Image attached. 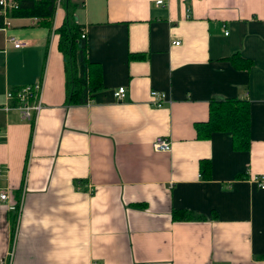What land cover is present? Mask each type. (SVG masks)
<instances>
[{"label": "crops", "instance_id": "obj_1", "mask_svg": "<svg viewBox=\"0 0 264 264\" xmlns=\"http://www.w3.org/2000/svg\"><path fill=\"white\" fill-rule=\"evenodd\" d=\"M76 1L103 84L85 104L67 103L61 5L52 28L0 27V264H264V0ZM35 82L34 120L1 107ZM233 97L249 103L248 148L199 137L211 101Z\"/></svg>", "mask_w": 264, "mask_h": 264}, {"label": "trees", "instance_id": "obj_2", "mask_svg": "<svg viewBox=\"0 0 264 264\" xmlns=\"http://www.w3.org/2000/svg\"><path fill=\"white\" fill-rule=\"evenodd\" d=\"M60 2V4H59ZM65 10L63 23L56 29L59 48L64 55L66 72L67 103L85 104L102 87L101 72L88 58V40L84 24L76 19V0H18V7L10 13L12 17L34 16L43 26L52 28L57 7ZM3 18L0 15V27ZM238 59V54L233 55ZM16 90V89H15ZM199 137L208 138L214 131L229 130L237 148L249 147L250 115L249 103L240 98L212 100L210 118L197 124ZM209 163L203 161V170ZM193 215L186 210H175L174 219H190Z\"/></svg>", "mask_w": 264, "mask_h": 264}, {"label": "built area", "instance_id": "obj_3", "mask_svg": "<svg viewBox=\"0 0 264 264\" xmlns=\"http://www.w3.org/2000/svg\"><path fill=\"white\" fill-rule=\"evenodd\" d=\"M60 1V0H59ZM163 0H158L161 3ZM60 4V2H59ZM18 7V0H0V15L3 18V26L8 27L11 25V11ZM15 47L23 46L25 43L18 39H13ZM177 42L176 44H178ZM41 83L35 82L26 84L16 90H8L6 92V102L1 107L4 109L17 108L21 111L23 116L29 120H34L43 107L42 98L40 95ZM154 102L157 106L162 105V101L167 98L164 92L153 90L151 92ZM126 96V88L121 86L115 91V97L119 100L124 99ZM156 150H170L171 141L166 137H158L153 143ZM254 180L258 183L259 187L264 189V175L254 176ZM0 197L3 201L8 200L9 193L6 190H0ZM9 210L17 211L20 214L22 209V201L10 202L7 205Z\"/></svg>", "mask_w": 264, "mask_h": 264}, {"label": "water", "instance_id": "obj_4", "mask_svg": "<svg viewBox=\"0 0 264 264\" xmlns=\"http://www.w3.org/2000/svg\"><path fill=\"white\" fill-rule=\"evenodd\" d=\"M76 19H78V17L76 16Z\"/></svg>", "mask_w": 264, "mask_h": 264}, {"label": "rangeland", "instance_id": "obj_5", "mask_svg": "<svg viewBox=\"0 0 264 264\" xmlns=\"http://www.w3.org/2000/svg\"><path fill=\"white\" fill-rule=\"evenodd\" d=\"M63 8V7H62Z\"/></svg>", "mask_w": 264, "mask_h": 264}]
</instances>
